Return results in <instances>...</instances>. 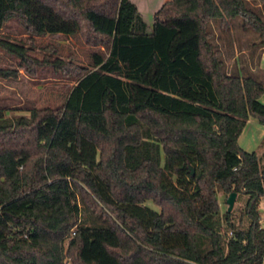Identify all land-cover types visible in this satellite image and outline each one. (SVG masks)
I'll use <instances>...</instances> for the list:
<instances>
[{
    "label": "trees",
    "instance_id": "16d2710c",
    "mask_svg": "<svg viewBox=\"0 0 264 264\" xmlns=\"http://www.w3.org/2000/svg\"><path fill=\"white\" fill-rule=\"evenodd\" d=\"M246 1L168 0L148 31L132 0H0V29L14 17L109 47L94 69L51 61L77 77L61 107L0 109V264H263L264 166L239 139L264 125V85L227 76L208 32L242 16L264 44ZM219 191L248 196L247 227L222 219Z\"/></svg>",
    "mask_w": 264,
    "mask_h": 264
},
{
    "label": "rangeland",
    "instance_id": "374dc122",
    "mask_svg": "<svg viewBox=\"0 0 264 264\" xmlns=\"http://www.w3.org/2000/svg\"><path fill=\"white\" fill-rule=\"evenodd\" d=\"M139 8L148 31L154 23L158 8L168 0H132ZM247 6L264 25V1L247 0ZM246 21L242 16L226 17L224 20L212 19L208 32L214 49L220 53L223 71L227 76H252L264 85V44L261 30ZM0 38H8L29 47L28 56L37 60V64L23 63L21 59L0 47V68L17 71L16 77L0 78V109L5 110L9 118L29 116L32 109H56L65 104L69 93L77 83V77L68 69H57L51 64L56 58L71 62L87 69H94L93 54L103 57L109 54V47L104 44H87L78 34H42L37 35L25 29L16 18H9L0 29ZM47 61L49 63H47ZM40 62V63H39ZM264 102V95L261 97ZM258 121L248 123L240 139V146L256 152L260 164L264 166V134ZM228 195L218 192L221 215L227 211ZM248 196H237L232 212L233 222L240 228L248 226L244 209ZM147 204L158 209L152 201ZM84 216L88 217L85 206ZM258 207L261 210V224L264 227V195ZM84 224V221L81 223ZM228 231L225 225L224 231ZM66 264H71L67 260Z\"/></svg>",
    "mask_w": 264,
    "mask_h": 264
},
{
    "label": "water",
    "instance_id": "95a60500",
    "mask_svg": "<svg viewBox=\"0 0 264 264\" xmlns=\"http://www.w3.org/2000/svg\"><path fill=\"white\" fill-rule=\"evenodd\" d=\"M236 199H237V193L235 191L231 192L228 195L226 200V203L228 204V208H227L228 212H231L233 210Z\"/></svg>",
    "mask_w": 264,
    "mask_h": 264
},
{
    "label": "crops",
    "instance_id": "0c3cea01",
    "mask_svg": "<svg viewBox=\"0 0 264 264\" xmlns=\"http://www.w3.org/2000/svg\"><path fill=\"white\" fill-rule=\"evenodd\" d=\"M254 121H257V120H255L254 118H250L249 121H248V123H252ZM261 126L263 127V130L262 131H263V134H264V125L261 124Z\"/></svg>",
    "mask_w": 264,
    "mask_h": 264
},
{
    "label": "built area",
    "instance_id": "2783aa9c",
    "mask_svg": "<svg viewBox=\"0 0 264 264\" xmlns=\"http://www.w3.org/2000/svg\"><path fill=\"white\" fill-rule=\"evenodd\" d=\"M262 210V209H261ZM260 208L258 207V211L261 212ZM229 235H232V231H229ZM264 264V262H263Z\"/></svg>",
    "mask_w": 264,
    "mask_h": 264
}]
</instances>
